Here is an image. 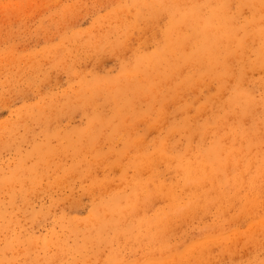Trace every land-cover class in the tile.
I'll list each match as a JSON object with an SVG mask.
<instances>
[{
  "label": "rangeland",
  "instance_id": "374dc122",
  "mask_svg": "<svg viewBox=\"0 0 264 264\" xmlns=\"http://www.w3.org/2000/svg\"><path fill=\"white\" fill-rule=\"evenodd\" d=\"M0 264H264V0H0Z\"/></svg>",
  "mask_w": 264,
  "mask_h": 264
},
{
  "label": "bare ground",
  "instance_id": "6f19581e",
  "mask_svg": "<svg viewBox=\"0 0 264 264\" xmlns=\"http://www.w3.org/2000/svg\"><path fill=\"white\" fill-rule=\"evenodd\" d=\"M198 167V170H200L201 168L199 167V166H197ZM202 170V169H201Z\"/></svg>",
  "mask_w": 264,
  "mask_h": 264
}]
</instances>
